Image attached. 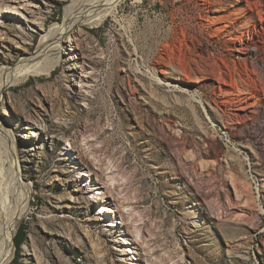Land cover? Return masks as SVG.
I'll use <instances>...</instances> for the list:
<instances>
[{"label": "rangeland", "instance_id": "374dc122", "mask_svg": "<svg viewBox=\"0 0 264 264\" xmlns=\"http://www.w3.org/2000/svg\"><path fill=\"white\" fill-rule=\"evenodd\" d=\"M72 2L0 0V68ZM62 44L0 97L33 187L6 264H264V0H122Z\"/></svg>", "mask_w": 264, "mask_h": 264}, {"label": "bare ground", "instance_id": "6f19581e", "mask_svg": "<svg viewBox=\"0 0 264 264\" xmlns=\"http://www.w3.org/2000/svg\"><path fill=\"white\" fill-rule=\"evenodd\" d=\"M98 1L100 0H73L72 4L67 7L64 22L51 28L50 33L42 39L38 51L34 56L23 57L15 67L5 66L0 68V97L5 89L18 85L31 76L49 75L61 57L59 55L61 54L64 37L77 25L85 24L93 26L100 23L118 7L122 0H107L105 6L95 13L97 10L95 12L93 10L96 9L94 7ZM210 23L213 24L214 20L211 19ZM210 25L209 28L211 27ZM54 55H57V57L49 59ZM40 130L41 128L38 126L33 127L32 137L38 136ZM0 148V176L3 178L0 191V264H6L8 249L14 230L27 215L31 207L33 187L25 179L24 161L22 162L20 158L21 150L18 148L16 137L12 134L8 125L1 123ZM4 156L7 157L9 162L7 169H5ZM111 171L109 173H112ZM85 175H82V177H85ZM114 175L110 174L108 176L111 185L116 183ZM88 193L92 199H98L97 214L102 216L105 227L112 228L113 233H117L120 226H124V223L118 222L117 213L114 208L106 206V199L100 197V187L89 188ZM129 210V208H124L125 212H129ZM202 215L204 213H200L199 217L201 218ZM136 225L138 226V224ZM136 232L139 235V230ZM126 244L129 245V241H126ZM129 251L134 254L131 248H129Z\"/></svg>", "mask_w": 264, "mask_h": 264}, {"label": "trees", "instance_id": "16d2710c", "mask_svg": "<svg viewBox=\"0 0 264 264\" xmlns=\"http://www.w3.org/2000/svg\"><path fill=\"white\" fill-rule=\"evenodd\" d=\"M16 230H17V229H16ZM15 232H16V231H15ZM25 237H26V230H25V228H24V229H22V230L17 234V237L14 238V240H15V245H16L17 247L21 246L22 243H23L24 240H25ZM14 254H15V246H14V241H13L12 246H11L10 251H9L8 264L11 263V261H12V259H13V257H14Z\"/></svg>", "mask_w": 264, "mask_h": 264}]
</instances>
